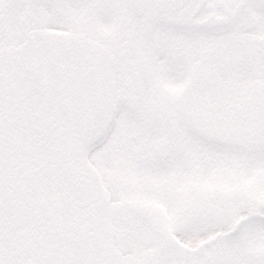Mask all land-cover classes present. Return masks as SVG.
<instances>
[{"label":"snow or ice","instance_id":"obj_1","mask_svg":"<svg viewBox=\"0 0 264 264\" xmlns=\"http://www.w3.org/2000/svg\"><path fill=\"white\" fill-rule=\"evenodd\" d=\"M0 264H264V0H0Z\"/></svg>","mask_w":264,"mask_h":264}]
</instances>
